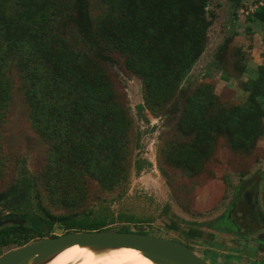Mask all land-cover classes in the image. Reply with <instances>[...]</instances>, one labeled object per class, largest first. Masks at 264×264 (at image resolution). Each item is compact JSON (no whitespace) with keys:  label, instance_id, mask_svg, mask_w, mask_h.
I'll return each mask as SVG.
<instances>
[{"label":"rangeland","instance_id":"1","mask_svg":"<svg viewBox=\"0 0 264 264\" xmlns=\"http://www.w3.org/2000/svg\"><path fill=\"white\" fill-rule=\"evenodd\" d=\"M261 8L264 0H206L203 10L201 0H0V13L27 14L33 37L52 44L0 45V194L24 179L31 185L25 202L0 201V219L36 216L56 237L84 232L78 228L129 230L179 242L208 264H264L254 239L231 220L244 190L256 193L264 218ZM203 27L193 68L179 84L163 80ZM139 36L142 60L164 66L152 75L149 97L129 54ZM68 62H86L83 75L98 81L100 97L127 111L125 133L66 121L45 130L44 107L80 96L75 76L58 73ZM85 135L91 144L81 154L72 144ZM110 139L125 151L112 188L104 172L113 166L102 152ZM24 232L27 244L44 240L6 229L0 256L19 248Z\"/></svg>","mask_w":264,"mask_h":264},{"label":"trees","instance_id":"2","mask_svg":"<svg viewBox=\"0 0 264 264\" xmlns=\"http://www.w3.org/2000/svg\"><path fill=\"white\" fill-rule=\"evenodd\" d=\"M32 1V0H31ZM234 1V0H228ZM238 1V0H236ZM206 4V0H201V9L203 10ZM33 5V3H31ZM201 10V11H202ZM261 10H264L261 8ZM27 14L23 16H9L4 13H0V45H9L11 47L16 48L19 46L20 50L23 47H28V50L35 51L37 49H42L43 45H51L46 43L47 39L43 36L38 37V41L33 35L31 34L32 31L27 22L24 21V18ZM149 16V15H148ZM201 21H204L203 19ZM206 25V23H205ZM19 37V38H18ZM206 37V30L203 27L202 29L192 33L187 43V48L179 54L177 59H175L174 65L172 67L167 68L164 72V76L161 77L163 80L174 79L177 84H179L185 76L189 73V71L193 68L194 64L200 57L204 49V42ZM143 38L140 36L138 39L134 38L131 40L129 45L130 51L129 54L134 58L135 61L139 62L134 67V73L138 77H140L144 83H146V94L149 97V94L152 90L149 89V83L152 82V75L156 72V68H164L162 66L163 62H156L155 66L150 62H144L141 58V52L143 50ZM38 52V51H37ZM80 64H71L67 63L63 65L64 68H61L58 72L59 75L72 77L75 76V79L79 83V89H81L80 96L77 98L72 99H65L62 103L58 105H49L43 108L44 114L41 119L46 120L48 126L45 128L46 131H54L52 129V123H58L62 125L63 121H66V124H71V126L79 127H87L90 126L92 128L97 127H104L109 124L110 126H117L118 131L125 133L126 129L128 128L129 124L131 123L129 118L127 117V111L120 108L119 106H115L113 102L108 104L107 97H100V92L97 90L98 88V81L91 77L90 74H84L83 72L86 69V62ZM82 63V64H81ZM84 67H83V66ZM76 70L73 73V70ZM73 73V74H72ZM157 73V72H156ZM160 76V74L158 73ZM148 100L146 103L148 104ZM149 105V104H148ZM39 110V106L37 107ZM41 110V111H43ZM121 113V114H120ZM50 133V132H49ZM109 135V132H107ZM69 132L66 134V138L68 139L70 134ZM86 136V135H85ZM89 137L82 142L79 143H71L73 145V150L81 154H86L88 151L90 142H87ZM113 139H110L108 143H110L107 147L102 150L104 154H106L105 159L109 160L108 168H113L108 171L104 172V174L110 173L112 176L111 178L106 179V185L108 188H112L115 184H113V175L119 172L120 158H122L125 154L123 147L116 148L114 145ZM70 145V141L67 142ZM122 148V149H121ZM91 160H99L97 159H90ZM87 163V165H88ZM31 195V185L30 181L24 179L19 186H12L10 190L7 192H2L0 194V201H6L11 199V202L17 204L18 202H25L28 196ZM16 202V203H14ZM6 218H15L13 215H9ZM3 218V219H6ZM52 219H57L51 217ZM29 223V227L27 226ZM25 225L23 226H14L9 225L0 228V234L4 230L10 231H31L34 232L40 239L45 238H54L56 236H50L51 234V223L46 222L36 216H31ZM98 228H78L80 231H105L103 229ZM130 232L129 230H122V232ZM24 236H19L16 238V242H19L23 239V242L18 245V247L26 245L29 239L27 234H23Z\"/></svg>","mask_w":264,"mask_h":264},{"label":"water","instance_id":"3","mask_svg":"<svg viewBox=\"0 0 264 264\" xmlns=\"http://www.w3.org/2000/svg\"><path fill=\"white\" fill-rule=\"evenodd\" d=\"M248 193L240 201L251 202ZM249 213V212H246ZM249 216V215H248ZM25 219H0V228L23 226ZM78 246L95 254L119 249H134L153 264H208L185 245L135 232L84 231L26 244L0 256V264H48L63 251Z\"/></svg>","mask_w":264,"mask_h":264},{"label":"bare ground","instance_id":"4","mask_svg":"<svg viewBox=\"0 0 264 264\" xmlns=\"http://www.w3.org/2000/svg\"><path fill=\"white\" fill-rule=\"evenodd\" d=\"M48 264H153L134 249H119L95 254L78 246L71 247Z\"/></svg>","mask_w":264,"mask_h":264},{"label":"flooded vegetation","instance_id":"5","mask_svg":"<svg viewBox=\"0 0 264 264\" xmlns=\"http://www.w3.org/2000/svg\"><path fill=\"white\" fill-rule=\"evenodd\" d=\"M246 193L252 196V200L251 202H244L247 206V208L244 209L241 208L240 201ZM231 220L241 233L254 239L256 242L255 245H253L254 249L264 253V218L259 211L256 193L254 191L244 190L231 214Z\"/></svg>","mask_w":264,"mask_h":264}]
</instances>
